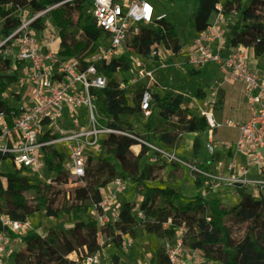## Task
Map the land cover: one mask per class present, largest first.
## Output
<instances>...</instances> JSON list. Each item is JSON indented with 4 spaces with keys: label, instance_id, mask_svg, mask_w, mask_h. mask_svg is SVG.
Instances as JSON below:
<instances>
[{
    "label": "built area",
    "instance_id": "obj_1",
    "mask_svg": "<svg viewBox=\"0 0 264 264\" xmlns=\"http://www.w3.org/2000/svg\"><path fill=\"white\" fill-rule=\"evenodd\" d=\"M66 2L72 0L41 7L32 17H17L13 27L0 37V56L10 61L9 73L17 75L26 87V95H10L9 101L4 94L10 109L7 113H0V161L5 158L22 174L42 179L46 151L51 150L61 156V167L67 173L68 181H81L87 162L102 155L101 142L110 134H119L147 146L151 156L157 154L168 162L182 164L176 155L161 145L146 142L128 130L109 126V117L100 115L95 105L94 91L102 90L108 83L100 67L121 60L127 63L128 68L125 71L117 69L112 79L119 89H137L140 84L147 86L140 98L141 117L147 119L152 103L150 86L154 72L153 67H148L147 58L158 55L156 49L161 45L154 44L149 54L142 56L131 41L137 39L142 31L155 29L158 22L165 19V14H158L150 0H89L88 11L96 27L106 35L98 40L92 53L79 60L59 55V30L51 20V11ZM212 5V21L197 33L191 43L181 46L176 53L165 50L172 59L182 58L183 66L187 68L200 71L214 65L221 74L222 83L243 86L244 101L249 111V118L244 122L231 119L216 121L212 110L214 101L209 103L208 109L196 107L194 111L189 110L206 118L208 131L223 127L231 129L234 140L222 143V147L238 156L240 161H247L257 173L251 175L249 169L240 165L239 174L228 179L201 166L191 165L190 170L205 186L229 184L244 188L257 198L264 195V65H248L244 47L227 44L233 25L231 16L221 11L220 3ZM77 19L70 16V22L76 23ZM127 119V123L133 126L135 119L131 116ZM205 148L208 155L214 154L211 142ZM156 161L157 157H152L149 162L157 164ZM218 166L222 167L223 163ZM125 185V180L118 177L105 185L106 193L93 204L98 227L117 220L120 204L114 205L112 212L116 216L113 214L115 219L112 222L107 212L116 200V194L125 190ZM137 218H142L140 212ZM0 220L7 231L14 234L23 232L28 225L4 215ZM7 231H0V264H3ZM181 248V237L173 247H164L169 264H183ZM99 257V252H96L83 257L79 264H99Z\"/></svg>",
    "mask_w": 264,
    "mask_h": 264
},
{
    "label": "trees",
    "instance_id": "obj_2",
    "mask_svg": "<svg viewBox=\"0 0 264 264\" xmlns=\"http://www.w3.org/2000/svg\"><path fill=\"white\" fill-rule=\"evenodd\" d=\"M41 7L49 5L47 0H35ZM77 3L81 0H76ZM29 0H0V18L9 16L18 8H24ZM195 22H205L213 13L212 3H221L224 14L237 13L238 19L231 26L227 37L230 46L251 48L254 56L264 53V24L259 22L257 10L264 6V0H194ZM51 20L59 30V55L84 59L95 49L99 39L105 33L99 30L90 13H79L75 32H68V18L66 9L61 6L51 11ZM132 45L142 56H147L154 44L176 53L182 43L173 24L166 19L158 22L155 29H146ZM171 64V63H170ZM127 63L118 60L109 66H102L100 70L108 79L107 86L94 91L95 105L100 115L108 116V125L118 130H128L135 136L150 142V132L156 108L173 97L170 89H164L162 95L152 93V103L149 116L146 119L144 133L139 135L123 120V117L141 116L140 98L145 84H140L132 99L128 103L125 90L119 89L112 79V74L118 69L127 70ZM10 61L0 56V113H7L10 109L4 94L8 87L16 83L17 75L10 74ZM190 77H197L201 73L188 68ZM153 86H158L153 83ZM194 97L203 99V92L198 89ZM223 105V96L219 94L212 110L216 121L220 120ZM168 120L186 127L187 132H204L208 123L205 117L192 113L185 103H182L176 115H168ZM177 138L175 132L158 134V140L171 145ZM102 155L89 160L86 165L85 185L68 186V175L62 169V158L56 152L46 151L45 165L53 173L51 183H30L20 174L19 169L11 172L0 171V217H8L12 221L25 222L26 218L35 212H42L45 217L57 218L60 215L71 216L73 225L68 229L60 225H53L47 235L39 236L29 231L24 236H14L2 225L0 231H7L13 238H20L24 245L21 249L13 250L9 259L14 264H75L87 255L100 252L109 244L119 248L122 244V235L136 237L139 227L146 234H153L161 238H170L176 230L184 227L182 241L189 248L202 252L206 259L205 264H217V257H222L219 264H264V195L254 197L244 188L236 187L240 200L236 205L228 206L218 199H206L196 195L189 199H182L173 189L151 187L147 181L160 180L164 164L145 163L140 165L141 159L149 153V148L127 136L110 134L101 142ZM104 153V154H103ZM106 155V156H104ZM1 158V157H0ZM118 163L119 170L117 169ZM98 176H103L98 182ZM128 179L135 184L141 201L123 202L120 205L118 219L112 225L102 228L103 244L98 243V235L94 222L85 221L82 216L88 209L99 202V189L114 178ZM78 182L75 180L73 183ZM32 192L35 203H30L26 192ZM142 218L137 221L133 215L135 209ZM206 220L207 227L200 226L198 231L195 225ZM235 227L243 226V234L233 233ZM117 232V234H114ZM242 231H238V234ZM28 243H32L31 247ZM74 255L75 258L70 256ZM154 264H169L162 249H157L152 257Z\"/></svg>",
    "mask_w": 264,
    "mask_h": 264
},
{
    "label": "rangeland",
    "instance_id": "obj_3",
    "mask_svg": "<svg viewBox=\"0 0 264 264\" xmlns=\"http://www.w3.org/2000/svg\"><path fill=\"white\" fill-rule=\"evenodd\" d=\"M49 1L50 4L52 3H58L66 0H47ZM248 0H242V4L247 3ZM152 5L156 8V12L159 14L163 13L165 14V19L174 25L175 30L177 32V35L180 39V42L182 43L181 46L186 45L191 43V41L196 37L197 33L201 31L207 24H209L212 19H213V13L210 14L208 19L205 22H195L194 19V12H195V2L194 0H150ZM72 4V5H71ZM89 0H81V2H78L76 0H72V2H66L63 4V7L66 9V17L68 18L69 22L67 25V31L68 32H75L76 27L78 23L76 22H70V16L74 17L77 19L79 13H89ZM221 5V3H220ZM41 9V6L37 4L35 0H29L28 4L24 8H18L15 12L13 11L9 16H7V19H2L0 18V37L4 36L8 30H10L15 22V19L17 17H32V15L37 12L38 10ZM231 16V21L233 24L237 21L238 19V14L233 12V13H228ZM257 16L259 19V22L264 24V6H261L257 10ZM156 52L158 55L151 57L148 56L147 60L148 61V67L154 69L153 72V77L154 79L158 80L162 85L158 84V86H153L151 85V91L152 93H157L159 96L162 95L163 90L165 89V85L174 87V88H179L181 89L182 92L184 93H190V91L196 87L197 81L198 80L196 77H190L187 74H184V70L177 67V64L181 63L182 59H172V57L169 55L163 46H160L156 49ZM261 61L264 64V53L261 55ZM158 62V63H156ZM171 63V64H170ZM170 65V66H169ZM213 67L214 69L217 67L214 65H208L205 69ZM185 69L188 70L187 67ZM203 70H200L199 72L202 73ZM218 70V69H217ZM215 73V72H214ZM214 75V74H213ZM200 76V75H199ZM198 77V76H197ZM215 77H212V75H204V78L201 80L200 84L203 85L205 89H207L208 95L205 100V103L210 102L213 98H215V95L212 93V91L209 90V86L212 84L213 85V80ZM155 83V81L153 82ZM157 83V82H156ZM238 83H224V86H232L234 90H237L240 86ZM136 88L135 87H129L125 89V96L127 97L128 103L132 104V99L135 95ZM18 93L19 95L23 96L26 95V87L23 85L21 80H17L16 83L12 84L10 87L7 88L5 97L9 101L10 95H13ZM207 105V104H206ZM163 108L166 109H171L170 106H164ZM162 109V108H161ZM224 115H223V120L225 119H231L234 122H237L235 118L231 115L230 109L225 108L224 109ZM135 119V123L133 126H131V129L138 133L139 135L144 133L145 129V123H143V119L140 116L139 118H135L134 116H131ZM123 120L125 122H128L127 117H123ZM146 122V121H145ZM129 124V123H128ZM228 130V128H220L217 131L222 133L223 131ZM232 131L231 129H229ZM206 131V130H205ZM154 141V140H152ZM152 144H155L151 142ZM197 143H199L197 141ZM104 154V153H103ZM106 156V155H104ZM152 157H157V164H163L161 162V158L158 157L157 154L154 155H145L141 161L140 165H143L145 163H150V159ZM115 161H113L114 163ZM117 164V169L119 170L118 163ZM174 164L177 166L175 162L170 163ZM14 170V166L8 162L5 158H2L0 161V171L1 172H11ZM20 174H22V171L20 170ZM24 177L27 178V180L30 183H41V184H49L51 183V179L53 176V173L47 169V166L45 165L44 171H43V178L42 179H36L32 176H30L28 173L22 174ZM103 176H98L97 181L100 182L102 181ZM126 182L125 185V190L122 193H117L116 194V200L112 202L110 208V211L107 212V217L108 219L112 222L115 219L116 214L113 213V208L114 205L117 203L121 205L123 202H135L137 205L141 201L140 195H138V192L136 190V186H132V182L128 179H124ZM75 180L72 179L71 181H68V186H75V185H85L86 181H78L73 183ZM158 181H162V175L160 180H154V181H147V185H155L158 183ZM111 182V181H110ZM202 184V182L200 181ZM108 185V184H107ZM154 187V186H151ZM99 189V193L101 196H103L106 192V186ZM234 193L238 194L236 186H233ZM216 191V194H221V196L217 197H212V195L206 193V195H203L202 197L210 200L213 198L218 199L221 203L226 204L228 206H233L236 205V199L231 195L230 192H225V189L219 188ZM254 193V192H253ZM264 194V193H263ZM255 195V194H254ZM239 196V194H238ZM26 199L30 203H35L34 195L32 192H26L25 193ZM240 197V196H239ZM192 198V197H191ZM258 198V197H257ZM182 199L186 200L189 199V197H182ZM97 211L94 209L93 205L88 209L87 213L82 216V218L87 221V220H92L94 222L96 232H97V239L98 242L103 244L104 237L101 234V230L105 226H100L98 227L97 221L95 220L96 216L95 213ZM138 209L136 208L133 211L134 217L138 220L137 218V213ZM38 215L41 220H46L48 219L49 224L45 225L46 222H42L39 220L38 225H33L35 224V218H32V215L35 214ZM31 214L29 217L26 218L25 222L28 224L25 228V230L21 233L18 234H13L14 236H24L27 234L29 231L37 233L39 236L42 237V233L44 230H48L47 226L52 227V224H58L61 226V228L65 227H71L73 225V222L71 220V216L68 215H60L57 218H51V217H45L43 213L40 212H35ZM99 214V213H98ZM115 216H114V215ZM46 218V219H45ZM118 219V216H117ZM51 223V224H50ZM109 225V224H108ZM112 225V224H110ZM200 226L207 227L206 225V220H202L199 223L195 225V230L198 231ZM233 229V233L236 232L238 237H240L243 234V226L242 227H235L234 224L231 225ZM50 227V228H51ZM49 228V229H50ZM43 229V230H42ZM181 230V231H180ZM49 231V230H48ZM238 231H242V233L238 234ZM48 233V232H47ZM184 233V227H180L176 230V233L174 236L170 238H161L157 237L156 235L153 234H146L145 232L142 231L141 226L139 227V231L137 230L136 237L131 238L128 235H122V244L119 248H116L114 244H109L108 248L104 250V252H99V264H154L152 262V257L155 254V251L157 249H162L164 254L165 250L164 247L166 245H169L170 247H173L177 241L180 240L181 237V242H182V248H181V262L183 264H205L206 259L203 256L202 252L198 250H193L189 248L185 243L182 241V235ZM114 234H117V232H114ZM47 235V234H46ZM17 239V240H15ZM19 239V240H18ZM31 247H34L32 243H28ZM100 244V245H102ZM24 245L20 241V238H13L8 234L6 241H5V254L3 257V264H14L13 260H10L9 254L13 250H18L21 249ZM107 247V246H106ZM87 255V256H92ZM166 255V254H165ZM217 261L216 263L219 264L222 260V257L216 256ZM72 258H75V256H72ZM76 264V263H75Z\"/></svg>",
    "mask_w": 264,
    "mask_h": 264
},
{
    "label": "crops",
    "instance_id": "obj_4",
    "mask_svg": "<svg viewBox=\"0 0 264 264\" xmlns=\"http://www.w3.org/2000/svg\"><path fill=\"white\" fill-rule=\"evenodd\" d=\"M243 51L246 55L248 65L253 67L264 65L261 61V56H254L251 48H244ZM181 61V63L177 64V67L183 69L184 74L186 75L187 69H185V66H183V59ZM206 74H211L212 77L216 76V79L214 78L213 80V85L211 84L209 86V90L212 91V93L215 95V98L219 94H222L223 96V105L220 120L223 119L225 108L230 109L231 115L235 118V120H237V122H244L248 120L249 111L244 101L243 86L240 84V87L237 90H234L232 86H224V83L221 82V74L216 68L214 69L213 67H209L202 71L200 76L196 77L198 79L195 80L197 81V85L190 91V93H184L179 88L176 89L174 87L165 85V89L172 90L173 97L165 101L158 108H156L149 140L150 142L161 145L162 147L166 148L169 152L176 155L178 159L182 161V164L176 163L177 166H175L174 164H170L173 162H168L165 158H161L160 163L164 164V168L161 172L162 181H158V183L155 185H148L173 189L177 192V195L189 198L194 197L196 195L203 196L206 195V193L212 195V197H217V195L221 196V194H216L215 190L222 188L225 189V192H230L231 195L236 199V203H238L240 197L238 196V194L234 193L235 188H233V186L229 184L223 185L220 183H213L211 187L205 186L203 183L201 184L198 179H196L195 175L190 170L191 165L198 167L201 166L207 171L217 172L221 176H224L228 179L236 177L237 174H239L240 169L238 166L240 165L243 169H249L248 172L251 175L257 173L256 170L252 168L247 161H240L238 156L234 155L229 151H225L222 147V143H229L234 140L235 136L233 131H230L228 129L226 131H223L222 133L218 132L217 130H214L212 132L206 130L200 133L187 132L185 126L177 124L167 119L168 115H171L173 117L176 115L178 108L182 103H185V105L188 107V109L190 108L191 111H194L196 107H202L203 109L209 108V103L213 102L215 98L210 100V102L205 103L208 92L207 89H205L203 85L200 84V82ZM154 81L155 84L162 85L158 80L154 79L153 77L152 83ZM198 89L203 92V99H198L194 97V93ZM164 106H170L171 109L163 108ZM142 121L143 123H145L146 128V120L143 119ZM165 132L177 133L176 140L173 144L169 146L161 143L158 140V134ZM197 141L199 143H197ZM210 142L214 147V154L211 156L208 155L205 148L206 144ZM219 163H223V166L219 167ZM132 186L134 187L135 184H132ZM188 190L190 191V193H187ZM32 218H35V224L33 225L37 226L39 220L43 223L46 222L45 225L49 224L48 219L45 218L46 220H41L39 219L40 217L36 215V213L32 215ZM53 225L54 223L52 224V226ZM50 227L51 225L47 226V229L49 230ZM48 230L43 231L42 237L47 234ZM98 243L102 244V241L101 243ZM108 247L109 246L102 248L100 252L103 253L104 250ZM72 256L74 255H71L70 257L72 258Z\"/></svg>",
    "mask_w": 264,
    "mask_h": 264
},
{
    "label": "flooded vegetation",
    "instance_id": "obj_5",
    "mask_svg": "<svg viewBox=\"0 0 264 264\" xmlns=\"http://www.w3.org/2000/svg\"><path fill=\"white\" fill-rule=\"evenodd\" d=\"M80 261H81V260H80ZM80 261H77V262H76V264H79V263H80Z\"/></svg>",
    "mask_w": 264,
    "mask_h": 264
},
{
    "label": "bare ground",
    "instance_id": "obj_6",
    "mask_svg": "<svg viewBox=\"0 0 264 264\" xmlns=\"http://www.w3.org/2000/svg\"><path fill=\"white\" fill-rule=\"evenodd\" d=\"M187 193H190V191L188 190Z\"/></svg>",
    "mask_w": 264,
    "mask_h": 264
}]
</instances>
